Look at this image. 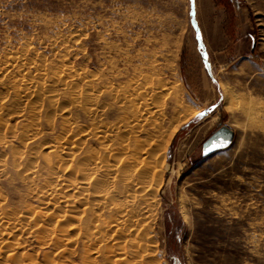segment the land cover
Masks as SVG:
<instances>
[{"label": "rangeland", "instance_id": "1", "mask_svg": "<svg viewBox=\"0 0 264 264\" xmlns=\"http://www.w3.org/2000/svg\"><path fill=\"white\" fill-rule=\"evenodd\" d=\"M67 72L72 90L97 96L100 115L88 120L68 105L70 88L57 85L72 132L94 121L116 123L121 98H135L148 85L162 89L167 137L151 232L156 264H264V0H0V95L15 98L13 84L22 76L44 74L47 84ZM49 112L44 103L26 145L37 186L46 176L43 145L62 136L61 117ZM28 116L25 110L5 119L15 132ZM222 126L234 133L232 143L203 158L202 144ZM0 139L1 211L43 213L12 167L20 140ZM89 145L99 148L93 140ZM81 149L87 152V141ZM57 218H39L31 237L17 236L19 261L83 262V242L66 254L36 241Z\"/></svg>", "mask_w": 264, "mask_h": 264}, {"label": "bare ground", "instance_id": "2", "mask_svg": "<svg viewBox=\"0 0 264 264\" xmlns=\"http://www.w3.org/2000/svg\"><path fill=\"white\" fill-rule=\"evenodd\" d=\"M13 61L19 63V58H12ZM43 75L39 74L34 80L22 76L14 82L13 99L7 91L5 96L0 95V138L9 134L20 140L22 150L11 153L12 167L29 188L27 195L45 210L43 213L32 210L19 214L0 209V248L5 249L2 257L0 250V264H23L16 257L21 246L18 235L31 237L32 228H40L42 224L35 221L50 216L58 218L38 236L34 235L36 241H41L42 245L49 243L66 254L72 253V247L83 242L81 247L85 250L84 255L81 254V264H156V243L151 232L163 181V151L167 137L162 96L158 97L162 89L158 87L154 92L148 85L144 90L142 87L136 91L135 98H121L118 111L122 116L116 123L94 121L86 131L72 132L73 123L66 117L70 110L61 106L55 90L57 85L69 89L65 79L74 76H70V72L65 76L56 74L45 84L41 82ZM69 91L71 101L68 105L82 109L91 122L96 120L99 115L95 103L97 96L87 89L70 88ZM44 103L49 113L61 117L62 130L59 132L62 131V136L43 145L46 153H40L39 158L46 176L37 186L33 177L35 166L30 161L32 157H27L31 154L26 145L36 135L39 124L36 120ZM25 110L29 112L27 124L14 132L5 118L21 117ZM91 140L98 144V149L89 145ZM85 141L87 152L81 149ZM2 160L0 176L5 166ZM22 160L25 163L22 164ZM55 211L59 212L57 216L53 214ZM65 217L71 220L67 229L57 228V223ZM59 232H70V235L61 238ZM62 257L63 261L59 262L47 258L44 264L71 263L66 262L67 257L65 261ZM26 264L33 262L27 259Z\"/></svg>", "mask_w": 264, "mask_h": 264}, {"label": "water", "instance_id": "3", "mask_svg": "<svg viewBox=\"0 0 264 264\" xmlns=\"http://www.w3.org/2000/svg\"><path fill=\"white\" fill-rule=\"evenodd\" d=\"M234 133L229 128L222 126L216 130L203 144L201 155L203 158L224 150L232 143Z\"/></svg>", "mask_w": 264, "mask_h": 264}]
</instances>
